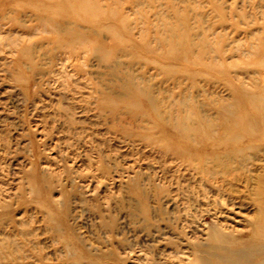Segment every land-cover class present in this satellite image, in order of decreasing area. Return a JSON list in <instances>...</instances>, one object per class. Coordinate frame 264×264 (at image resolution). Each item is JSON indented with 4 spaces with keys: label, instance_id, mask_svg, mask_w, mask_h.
Wrapping results in <instances>:
<instances>
[{
    "label": "rangeland",
    "instance_id": "rangeland-1",
    "mask_svg": "<svg viewBox=\"0 0 264 264\" xmlns=\"http://www.w3.org/2000/svg\"><path fill=\"white\" fill-rule=\"evenodd\" d=\"M259 188L264 0H0V264H197Z\"/></svg>",
    "mask_w": 264,
    "mask_h": 264
},
{
    "label": "bare ground",
    "instance_id": "bare-ground-1",
    "mask_svg": "<svg viewBox=\"0 0 264 264\" xmlns=\"http://www.w3.org/2000/svg\"><path fill=\"white\" fill-rule=\"evenodd\" d=\"M137 92L139 93V90ZM241 133L245 135L256 134L253 129L249 128H244ZM239 136H236L237 139ZM221 145H223L222 147L227 146V144H218L216 146L221 147ZM199 161L200 159L195 160L194 158L190 160V163L195 166L194 169L196 170L198 179H200L199 189L209 193L217 192L212 185L215 177L209 176V178H207V173L209 172L210 174L211 172L213 174L216 171L218 172L219 169L215 170L213 169L214 167H212L211 171H204L202 169V163L200 164ZM215 165L217 166V164ZM261 189L262 188H259L257 195L263 207L261 206V208L257 210L260 216L251 224V230H249L251 232L248 231V233L236 230L239 232L237 233L239 235H235L231 232L227 233L218 228H213L206 234L203 241L196 240L193 244V248L196 250V253H198L196 256L197 264H264V192L262 193L264 190ZM236 198L237 197L232 198L228 195V202L231 205H236L238 204L235 201ZM233 229L234 226H232V231H235Z\"/></svg>",
    "mask_w": 264,
    "mask_h": 264
}]
</instances>
